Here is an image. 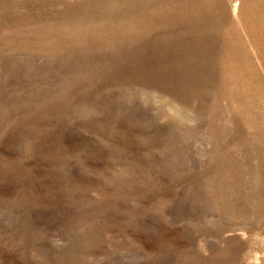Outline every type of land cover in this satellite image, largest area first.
<instances>
[{
    "label": "rangeland",
    "instance_id": "obj_1",
    "mask_svg": "<svg viewBox=\"0 0 264 264\" xmlns=\"http://www.w3.org/2000/svg\"><path fill=\"white\" fill-rule=\"evenodd\" d=\"M0 264H264V0H0Z\"/></svg>",
    "mask_w": 264,
    "mask_h": 264
}]
</instances>
